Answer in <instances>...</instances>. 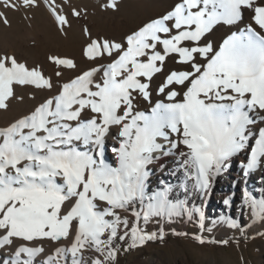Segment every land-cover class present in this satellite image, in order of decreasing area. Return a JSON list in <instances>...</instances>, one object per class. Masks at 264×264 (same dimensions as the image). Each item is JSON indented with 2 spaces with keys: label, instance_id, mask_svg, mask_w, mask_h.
<instances>
[{
  "label": "snow or ice",
  "instance_id": "6c2138e0",
  "mask_svg": "<svg viewBox=\"0 0 264 264\" xmlns=\"http://www.w3.org/2000/svg\"><path fill=\"white\" fill-rule=\"evenodd\" d=\"M123 6L0 0V31L43 10L69 38L74 23ZM79 31L78 59L50 51L43 63L0 40V116L23 108L0 126V264H122L166 246L153 226L187 217L204 230L193 201L238 157L257 187L241 192L250 223H226L245 244L264 241L251 230L264 228V0H169L119 34ZM256 253L264 264V246Z\"/></svg>",
  "mask_w": 264,
  "mask_h": 264
},
{
  "label": "rangeland",
  "instance_id": "374dc122",
  "mask_svg": "<svg viewBox=\"0 0 264 264\" xmlns=\"http://www.w3.org/2000/svg\"><path fill=\"white\" fill-rule=\"evenodd\" d=\"M73 2L86 3L91 6L95 3V0H73ZM168 2L169 0H124V6L117 13H123L130 19H136L137 17L141 19L163 11ZM43 14V10L38 11L32 21L23 19L21 14H16L14 16L10 15L13 27L8 32L0 31V40H5L9 46L17 48L29 63L33 61L45 62V57L50 51L58 54L63 53V55L71 57L76 56L80 44L79 28L80 25H84L81 21L86 22L89 20H81L79 24L74 23L69 38L58 36L53 26L49 25L48 28L47 25L45 27V29L48 28L45 30L47 35L43 37L44 33L36 32L39 39H35V36H32L30 32L33 30V27H37V24L38 26L42 24ZM212 39L215 40L214 37ZM33 40H39L35 47L31 44ZM146 107L147 104L145 102L142 108ZM18 109L19 108H14L13 112L15 114L18 113ZM20 109L23 111V108ZM237 161H239L238 158H235L225 166L221 174L213 182L211 190L206 197L203 199L197 197L193 201L195 206L201 207L205 213L204 230H200L198 224L194 221H189L187 217L175 218L172 223L164 222L161 225L153 226L151 228L153 231H155L157 227H162L166 233H169L166 246L157 243L150 248L144 249L141 254L128 257L127 260H124L122 257V264H153L154 261L156 264H240L241 257L244 258L246 264H261L262 258L256 253V248L264 246V241L257 238L255 241L248 240L245 244L243 243L244 237L241 236L240 232L234 228H230L226 223L227 220H234L238 224L241 222H243V224L250 223L248 212L240 211V209H238L239 204L233 202L231 197L233 193L231 192L235 187L226 186L229 184L227 182L230 181L228 174L231 175L232 170L238 165ZM255 181L256 179L253 178L251 182L254 184L253 186L256 185ZM172 183H176V181L173 180ZM248 185L247 180H244L243 186L245 190ZM217 189L222 190L231 198V206H229V208L225 206L223 209L215 212L211 208L213 203L211 198L215 195ZM256 229L264 231V228H261L260 224L256 223L252 225V235H255ZM173 230L187 232L189 234V240L183 238L177 239L175 236H172L171 232ZM192 234L202 235L209 243H206L203 247L195 245L190 240ZM222 239L239 240L241 243L239 245L231 243L230 246H221L214 243ZM49 251L50 248L48 244L45 243V254ZM8 256L9 253L7 251H0V258L8 259ZM42 258L43 257H39L37 259V264H39V260Z\"/></svg>",
  "mask_w": 264,
  "mask_h": 264
},
{
  "label": "bare ground",
  "instance_id": "6f19581e",
  "mask_svg": "<svg viewBox=\"0 0 264 264\" xmlns=\"http://www.w3.org/2000/svg\"><path fill=\"white\" fill-rule=\"evenodd\" d=\"M98 17V18H97ZM136 18V17H135ZM146 17L144 18H141V19H138V17L136 19H130L129 17H127L125 14L123 13H113L111 15H105V16H101V15H92L88 18L89 21H81L82 24H84L85 26L91 28L93 30V32H98V31H101V32H108V33H111V34H119L123 31H126L129 27H132L134 26L136 23H139L141 22L142 20H144ZM41 23V21H40ZM48 25V26H47ZM49 25L50 26H53L52 25V22L51 20H49L47 18V16L45 15V13L43 14V19H42V24L40 26H38L37 24V27H33V30L30 32V34L32 36H35V39L38 38V35L36 32H42L44 33L43 34V37L45 35H47V32L45 31L46 29L49 28ZM48 27L45 29V27ZM28 33V32H27ZM219 36L220 34L217 33L216 36H214L215 40L219 39ZM21 37V36H20ZM29 37V36H27ZM41 37V36H40ZM33 38V37H32ZM47 38V37H46ZM34 39V38H33ZM41 39V38H40ZM21 40V39H20ZM23 40V39H22ZM27 40V39H26ZM32 40V39H31ZM30 41V40H29ZM37 41V40H36ZM39 41V40H38ZM23 42V41H22ZM32 42V41H31ZM30 44V43H29ZM32 44V43H31ZM43 44V43H42ZM21 45V44H19ZM26 48V47H25ZM25 50V49H24ZM63 55V53H62ZM71 57V56H69ZM76 58H79V51H78V54L76 56H74ZM20 109V108H19ZM18 109V113H14L13 111L11 113H9L7 116H1L0 117V126H3L4 124H6L7 120L10 119L12 116H16V115H19L20 112H22V109L19 110ZM14 110V109H13ZM112 141L109 139L108 140V145H111ZM106 155L111 158V152L110 150L106 151ZM174 158L170 157L168 158V163H169V166H172V160ZM238 165L235 166V168L232 170V173L231 175L228 174L229 176V183L228 185L226 186H231V187H235V189L232 190L231 193H233V195L231 196L232 199H233V202L236 203V204H239V207L238 209H242V200H241V192L244 191V186H243V181L246 179L243 177V174L240 170V158L238 157ZM236 164V163H235ZM150 167H155V165H152ZM157 175H159V169H157ZM253 179H248L247 182H248V187H246V190L248 191H252L254 188L257 187V181H255V186H253L254 184L251 183ZM238 185V187H237ZM246 185V184H245ZM254 195H256L258 197V193H253ZM229 198L227 196L226 193H224L222 190H219L217 189V191L215 192V195L211 198V200L213 201L212 203V206L211 208L216 212L217 210H220V209H223V207H225L224 203H223V200L224 199H227ZM226 208H229V206H226ZM211 209V210H212ZM244 211H247L246 209L243 210ZM224 212V210H223ZM220 213V212H218Z\"/></svg>",
  "mask_w": 264,
  "mask_h": 264
}]
</instances>
